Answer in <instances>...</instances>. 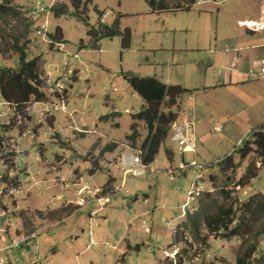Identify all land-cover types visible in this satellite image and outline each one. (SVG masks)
<instances>
[{"label": "rangeland", "instance_id": "374dc122", "mask_svg": "<svg viewBox=\"0 0 264 264\" xmlns=\"http://www.w3.org/2000/svg\"><path fill=\"white\" fill-rule=\"evenodd\" d=\"M81 1L87 2L82 17L69 0H0L3 8L0 11V69L18 67V53L13 47L16 44L24 46L29 58H39L40 75L49 74V86L55 87L58 81L65 89L63 98L67 104L65 113L54 112L45 120L42 114L45 110H53L51 106L56 97L48 90L43 91L46 95L43 102L51 106L36 102L30 113L21 114L18 124L13 108L0 97V138L13 137L21 154L16 174L9 175V170L3 172L0 168V207L8 211V226L0 220V228L4 231L0 236L11 234L15 237L19 224L23 223V236L19 238L30 240L37 235L32 241H39L37 252L40 255L36 264H76L74 254L70 256L72 259L65 255L67 246L75 247L76 252L84 250L77 261L84 260L86 264H234L237 256L251 247L256 250L253 255L256 262L264 264V210L254 209L252 214L242 211L246 210L250 196L264 194V161L250 152L234 170H223L217 165L228 155H233L235 162L239 161L236 154L252 140L253 132L261 128L264 134V112L236 118L233 124L215 119V125L221 128L217 132L212 124L202 123L201 129L207 130L198 133L204 134L197 140L195 153L184 154L185 162L195 160L203 166L196 184L200 196H192L193 200L188 201L185 208L181 206L186 203V193L196 170L186 168L184 175L176 177L177 172L169 179L164 178L167 173L162 168L169 163L165 150L173 151L174 166L179 159L177 146L169 138L161 144L146 173L126 175L120 190L117 188L123 181L122 172L115 162L119 152H129L126 145L142 151L141 145L147 136L145 124L132 118L142 110L143 101L133 92L125 76L152 77L167 86L179 85L187 90L185 94L193 96L195 105H208L213 102V96L203 98V88L222 69L219 50L229 46L225 40L228 35L241 30L236 27V20L255 14L256 2L206 0L187 11L150 13L145 0ZM55 3L65 4L67 14L54 16L49 8ZM36 4L47 9L43 38L34 35L26 17L27 10ZM104 14L106 16L101 18ZM118 15L121 34L92 42L87 31L99 22L112 25ZM56 27L61 29L64 42L54 45L48 40ZM125 29L130 33L128 49L121 48ZM181 103L179 100L178 108L183 107L193 115L191 106ZM173 108L174 111L178 109ZM161 110L168 112L165 102ZM102 116L108 117L100 120ZM24 120L30 122L34 137L23 135ZM131 124H135L137 133L134 142L126 139L131 133ZM16 125L18 128L10 130ZM240 140L241 145L238 144ZM111 144L117 148L113 154L105 148ZM141 156L143 158V154ZM114 157L116 159L112 160ZM100 159L115 163L99 167L94 162ZM254 163L259 167L256 176L238 185L247 165ZM157 182L164 193L155 199ZM56 183L59 186L44 190ZM63 184H68L64 190L60 189ZM80 184L88 188H106L109 203L100 206L90 196L79 194ZM12 187L18 193L8 195ZM144 193L151 194L147 201L150 210L129 225L128 217L138 210L133 198L137 195L141 202ZM59 195H62L60 200L57 199ZM71 195V199H77L75 203L63 204ZM78 200L89 201L81 207ZM44 208L58 209L52 213L39 212ZM228 210L234 211L235 222L231 225ZM178 215L180 217L175 218ZM220 223H227L224 234L239 226V235L222 237L217 230ZM44 224L56 226L48 236L47 230H38ZM71 225L81 226L84 231L78 229L73 235L76 229L74 232L67 229ZM134 225L147 226L151 233H138V241H144L138 248L134 241L136 236L126 235L130 243L134 241L132 248L126 247L127 241H120V230L114 228ZM57 231H65V234L60 237ZM89 231L94 233V238L102 240L101 244L87 248ZM75 235L79 237L77 242ZM30 241L22 250L21 247L11 249L13 255L19 257L20 264L31 261L27 252L30 254L31 250L33 255L35 248ZM66 241L71 245H65Z\"/></svg>", "mask_w": 264, "mask_h": 264}, {"label": "crops", "instance_id": "0c3cea01", "mask_svg": "<svg viewBox=\"0 0 264 264\" xmlns=\"http://www.w3.org/2000/svg\"><path fill=\"white\" fill-rule=\"evenodd\" d=\"M198 1L199 0H197V2ZM201 1H203V3H204L206 0H201ZM254 1L256 2V5H257V9H256L255 14L253 16L249 15V17H247V18H241V19L236 20V27L241 29V30H237V33H235V34L228 35L225 38V40H226L227 44H229V46H226L223 51L219 50V53H221V56H219L220 64H221L220 67H222V69H221V71L217 72L216 78H214L212 82H209L206 85H204L203 98L209 97L211 95V96H213V102L209 103L208 105L204 104V106L201 105L200 103H197L195 105V100H194L193 96L190 94H185V93L182 95V97L180 99V102L182 101L181 104L183 106L186 103L185 101H186L187 97L190 96L192 98V102H191L190 106L192 108L193 116H194L193 134L195 137L196 146H197V140H199V138H201L204 134L203 133V134L199 135L198 133H201V132H204L207 130V128H205V127H203V129H201L202 123L205 122L208 124H212L214 132H217L221 128H219V126L215 125L216 124L215 119L220 120L221 123H223V124L224 123L233 124L234 122H237L235 120L236 118L251 117V116H254L257 114L261 115V113L264 112V107H263V104H264V79L261 77L252 78L248 75L249 70H253V72H258L259 66L261 64H264V0H254ZM197 2L195 4H197ZM203 3L197 4V5H202ZM121 38H122V36H121ZM216 51H217V49H216ZM208 93H212V94H208ZM66 95H67V92H66ZM261 104H262V106H261ZM173 109H175V108H173ZM176 110H177V117H176L175 122H182V121L186 120L187 115L182 114L181 108L179 107ZM50 120H51L50 122H52V119H50ZM197 124H198V129H197ZM16 128H18V125H16L12 129L10 128V130H14ZM170 136H171V134L169 132V135L166 138H169V140H170ZM170 142H172V141L170 140ZM238 144L241 145L242 141L241 140L238 141ZM196 146H195V149H196ZM116 150H117V148H115L110 153L113 154ZM177 151H178V148H177ZM194 153H195V151L193 153H190V154L193 155ZM95 154H97V153H95ZM119 154H120V152L116 155V157H118ZM184 154H186V153H184ZM184 154L181 155L178 151L179 159H178L177 165L174 166V164H175L174 153L171 149L167 148L165 150V155H166L169 163L166 165L165 168H162V169L165 171V169L168 166H171L172 168H177L179 163H181V162L186 163V166H187L186 168H191L188 166V164L191 162H195V160H191L190 162H185ZM113 159H116V158L114 157V158H112V160ZM110 163H112V165H108V166H113L114 162H110ZM102 165H105V164H102ZM102 165H100V167ZM185 169L183 171H179L178 174H176L177 172L174 174L177 175L176 177L184 175ZM92 172H94V171H92ZM91 176H94V174H92ZM171 176H174V175H171ZM171 176H169L167 174L166 176H164V178L169 179V177H171ZM34 180H36V179H34ZM158 183L159 182L155 183V188H156V186L158 187V188H156L155 193H154L155 199L162 197V194L164 193V189L161 188V186L158 185ZM55 186H59V184L56 183V184H53L50 186L48 185V186L44 187V190L49 189L51 187H55ZM66 187H68V184H63V186H60V189L64 190ZM37 189H38V192H40L39 186ZM113 191L114 190L111 188L110 192H113ZM151 192H153V191H151ZM71 194H73V193H71ZM150 195L151 194L148 195V194L144 193L143 194V200L141 202L139 201L137 195L133 198V203H134V205H136V204L138 205V207H137L138 210L133 209L134 210L133 216L130 218L128 217L129 220L127 222L129 223V225H130L131 221H134L139 216H143L149 212L150 208L148 207L149 204L147 203V201L150 199ZM74 196H76V195L73 194V197ZM61 197H62V195H59L57 199L60 200ZM71 198H72V195L63 204H66V203L68 204V203H73V202L75 203V200H77V199H74V198L71 199ZM165 198H168L167 195H165ZM174 199H175L174 200V202H175L176 198H174ZM79 201L80 200H78L77 202H79ZM91 201L92 200H90V202ZM87 204H88V202H87ZM87 204H85V205H87ZM37 208L41 209V207H37ZM56 209H58V208H56ZM56 209L44 208L43 210H40L39 212L45 213V211H47V212L49 211L50 213H52ZM35 210L38 211L39 209H35ZM41 215H43V214H41ZM179 217H180V215L176 216L175 218H179ZM139 218H141V217H139ZM39 221L43 222L42 220H39ZM54 222H56L55 224L59 223V221H54ZM60 224H61V222H60ZM18 227H19L18 228L19 232H18V234L15 233V237H13V235L11 236V234L0 236V264H20L19 257H17L16 255H13V253L11 252V248H8V246H10V244H11L12 239H14L16 237L18 238L19 236H23V235H21L22 231H24L23 223L19 224ZM55 227L56 226H54L53 224H52V226L44 224L38 230L41 232L47 230V232H48L47 236H48V234L51 233V229L55 228ZM74 227H76V228H74ZM67 229L71 230V232H74L73 230L76 229V232L73 233V235L78 233V229H80L82 232L84 231L81 228V226H72L71 225ZM114 229H117V231L120 230V241H122V240L127 241L126 247H130V248H132V244L134 241L136 242V245H138V247L144 245V241L139 242L137 239V235L139 232H142L145 234L151 233V230L147 226H135V225L134 226H127V227L124 226L123 229H122V226H116ZM59 232H60V237H61V235H63V233L65 234V231L64 232L59 231ZM59 232L57 231L56 234H58ZM87 235L89 237L87 248H89L88 247L89 245H90V247L91 246L94 247V246L101 244L100 241H102V240L94 238L95 235L93 232L89 231ZM126 235H127V237L131 236V235H135L136 238L132 243H130V241L125 238ZM36 236L37 235L33 236L30 240L32 241V239H35ZM78 238L79 237L77 235H75V242L78 241ZM30 240L27 238V241L24 244H22L20 250L25 248V245ZM32 242H33L32 246H33V248H35V250L33 252V255L31 253V250H30V254H29V251L27 252V255H30V257H31L30 258L31 261L29 264H36L38 262L39 255H40V253L37 252V249L39 248V241L37 242L36 240H34ZM49 245L52 247L53 241H51V243ZM65 245H71V242L68 243V241H66ZM67 247L68 248L65 249V253H66L65 255L68 256L67 258L72 259V257H70V256L72 254H74L75 257L73 256V258H75L74 261H76L75 262L76 264H86L84 260L77 261L78 256L81 253H83L84 250L80 251V252L79 251L76 252L77 250L75 249V247H73V246L72 247L67 246ZM72 250H74V251H72ZM53 255H56V253H54ZM91 256L93 258L92 254H91ZM157 257L158 256L156 255V258ZM159 258L160 257H158L157 259H159ZM67 264H70V262H68Z\"/></svg>", "mask_w": 264, "mask_h": 264}, {"label": "trees", "instance_id": "16d2710c", "mask_svg": "<svg viewBox=\"0 0 264 264\" xmlns=\"http://www.w3.org/2000/svg\"><path fill=\"white\" fill-rule=\"evenodd\" d=\"M76 13L82 17L86 7L81 0H69ZM149 7L150 13L161 12H176L187 11L197 2V0H145ZM3 8L0 6V11ZM49 10L54 16L59 17L67 14V7L65 4L55 3L50 6ZM81 12V13H80ZM91 37L92 42L96 43L100 39L110 38L120 35L119 15L112 25L107 26L98 23L87 31ZM49 40L53 43H63V34L59 27H56L53 34H49ZM14 46L13 49L18 53V67L0 69V97L3 102L11 106L15 114H22L23 110L30 102H43L46 100L45 93L40 89V80L38 79L39 72V58H29L26 48L24 46ZM125 79L130 85L133 92L138 95L143 101V107L140 112L133 115V120L143 122L147 129V136L142 142L141 149L143 151V161L149 164L158 154L162 142L166 139L170 132V126L176 121L177 110L171 108H178V101L182 95L187 92L186 89L179 85H165L159 80L152 77H138L126 75ZM165 102L168 112L161 110L162 104ZM108 116H102L99 119H107ZM130 134L126 136L127 140L135 141L137 133L135 131V124L130 125ZM106 151H113L115 144L106 146ZM254 152L261 157V162L264 161V134L260 129L253 132L252 140L247 142L245 146L236 154L239 161L235 162L233 155L225 156L222 160L217 162V165L223 169L234 170L239 167V162L246 158L250 153ZM94 164H97L94 162ZM223 167V168H222ZM259 168V167H258ZM254 164H249L246 167L244 176L238 181V185L246 183L254 178L257 174V169ZM246 210L248 214L254 213V209L264 210V194L258 193L250 196L248 199ZM254 210V211H253ZM232 210H228L229 225L235 222ZM239 223L240 219L236 220ZM209 221H207L208 225ZM208 227H211L208 225ZM228 229L227 223L217 226L219 235L222 237L238 236L239 226L233 227L229 230V234H224ZM212 231V230H211ZM264 232V226L263 231ZM261 233V234H262ZM138 248V245H136ZM255 249L248 248L246 251L240 253L235 259L234 264H258L256 256H253ZM258 258V257H257Z\"/></svg>", "mask_w": 264, "mask_h": 264}, {"label": "built area", "instance_id": "2783aa9c", "mask_svg": "<svg viewBox=\"0 0 264 264\" xmlns=\"http://www.w3.org/2000/svg\"><path fill=\"white\" fill-rule=\"evenodd\" d=\"M203 3V1L199 0L197 4ZM47 12V9L39 4H36L33 8L27 10L26 17L29 22V26L34 33L35 36L43 38L46 35V20L44 19V16ZM106 14H104L101 18H104ZM51 44L52 42L48 40ZM56 45L57 43H53ZM65 55V53H63ZM65 66V63H63ZM248 75L252 78L261 77L264 79V64H261L259 66L258 72H253V70L248 71ZM38 79L40 80L41 90L42 91H49L50 94L54 95L55 98V104L53 106L49 105L48 103L40 102V104L49 105L52 107L53 110H45L44 114H42V117L46 120L47 117L53 116L54 112H63L66 111V100L63 98V92L64 88L61 84L56 81L55 87L49 86V74L45 75H39ZM186 103L183 106H188L192 102V98L189 96L186 98ZM36 102H30L26 108L23 110V113L28 114L31 112L32 106ZM30 105V107H28ZM182 114L187 115L186 120L182 122H174L170 126V140L177 145L179 153L182 155L184 153H193L196 146L195 137L193 134V127H194V116L191 113H187L185 111V108L182 107ZM125 113H127V109L124 110ZM18 124L20 123L21 114H16ZM26 119V118H24ZM25 121V120H24ZM25 128L23 131V135H31L32 137L35 136L34 132L32 131L31 124L28 121H25ZM8 125V124H7ZM219 130V129H218ZM83 133L88 132V130H82ZM17 136H19V132L17 133ZM49 140V137L46 136V141ZM241 143V142H240ZM127 150L129 152H121L116 161L119 166V170L122 172V184L117 188V190H120L124 184V178L126 175L131 174L133 176H141L144 175L147 169H149V164L144 163L142 158V151L140 150H132L127 146ZM134 151V152H133ZM24 154V153H23ZM20 152L18 150L17 142L13 137H1L0 138V168L3 170V172L9 170V175H11V172L16 174L18 172L16 165L21 162ZM114 162V163H115ZM97 166L100 167L102 164H108L112 165V163L107 162L104 159H100L96 161ZM189 167L195 168L196 175L194 180L191 182L190 188L186 193V203L182 206L183 208L188 205V201H192L194 197L200 196V191L196 187L197 181L201 177V171L203 169V166L200 164H197L196 162H191L188 164ZM186 163H179L177 168L167 167L165 169L166 173L171 176L176 172L183 171L186 168ZM8 195H14L18 193V190L14 187L10 188L9 191H7ZM79 194H86L91 197L92 200L96 201L100 206H104L107 203H109L108 198V192L107 189L104 187H93L88 188L86 185H81L78 190ZM86 200V199H85ZM80 200L78 203V206H84L87 204L88 200ZM0 220H3L5 222V225L8 223V211L4 208L0 207ZM0 232H4L3 229L0 228ZM27 241V238L21 237L16 238L15 240H12L10 246L8 248H20L22 244H24Z\"/></svg>", "mask_w": 264, "mask_h": 264}, {"label": "water", "instance_id": "95a60500", "mask_svg": "<svg viewBox=\"0 0 264 264\" xmlns=\"http://www.w3.org/2000/svg\"><path fill=\"white\" fill-rule=\"evenodd\" d=\"M130 47V33L128 29L123 31V36L121 39V48L128 49Z\"/></svg>", "mask_w": 264, "mask_h": 264}, {"label": "clouds", "instance_id": "9594fccd", "mask_svg": "<svg viewBox=\"0 0 264 264\" xmlns=\"http://www.w3.org/2000/svg\"><path fill=\"white\" fill-rule=\"evenodd\" d=\"M127 146V145H126Z\"/></svg>", "mask_w": 264, "mask_h": 264}]
</instances>
